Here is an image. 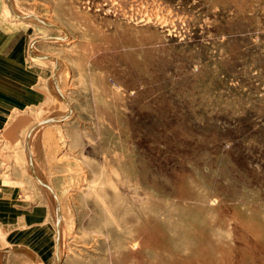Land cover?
<instances>
[{
	"label": "rangeland",
	"instance_id": "1",
	"mask_svg": "<svg viewBox=\"0 0 264 264\" xmlns=\"http://www.w3.org/2000/svg\"><path fill=\"white\" fill-rule=\"evenodd\" d=\"M22 41L66 118L0 156L47 172L51 264H264V0H0V57Z\"/></svg>",
	"mask_w": 264,
	"mask_h": 264
},
{
	"label": "crops",
	"instance_id": "2",
	"mask_svg": "<svg viewBox=\"0 0 264 264\" xmlns=\"http://www.w3.org/2000/svg\"><path fill=\"white\" fill-rule=\"evenodd\" d=\"M44 43L35 42L34 47L49 56ZM6 45L0 57V133H20L36 117L41 116L42 122L54 114L50 85L54 81L60 90V81L58 76L52 80L55 69L47 64L48 59L35 56L31 45L26 50L22 41L12 53ZM31 52L32 59L28 57ZM11 157L0 156V264H51L57 225L42 193L31 187L20 169L5 167Z\"/></svg>",
	"mask_w": 264,
	"mask_h": 264
},
{
	"label": "bare ground",
	"instance_id": "3",
	"mask_svg": "<svg viewBox=\"0 0 264 264\" xmlns=\"http://www.w3.org/2000/svg\"><path fill=\"white\" fill-rule=\"evenodd\" d=\"M12 4V3H11ZM12 8H15V9H17V7H15V6H12ZM20 14H23L24 16H26V18H29V19H32V20H35V17L36 16H33V15H27V14H25V13H23V12H21ZM36 21H38V19H36ZM39 23V22H38ZM49 23V22H48ZM43 24V23H42ZM47 24V23H46ZM50 25V24H49ZM38 52V51H37ZM39 55V54H38ZM41 56V57H40ZM39 57L40 58H42V57H45V56H42V55H40ZM48 58V57H47ZM51 86V90H52V92L54 93V94H56V96H58V98H60V100H64L63 98H62V92H60V90H59V88L58 87H56V84L54 83V81H53V83L50 85ZM52 93V94H53ZM54 115H58V117L60 116H62V117H64L62 114H59V113H57V114H54ZM54 117H56V116H54ZM57 118V117H56ZM65 118H66V116H65ZM41 122V121H40ZM52 123H55V122H52ZM48 125H49V123H44L43 121L41 122V123H39V125L36 127L37 128V130L35 131V133L33 134V135H31V136H29L30 138L29 139H31V140H29L28 139V141L29 142H31L32 143V146H31V149H29L30 151H31V154L33 153V143L34 142H36V141H39V138L41 137V133H42V129L44 130V127H48ZM41 142V141H40ZM41 148V147H40ZM44 153V152H43ZM32 164H33V171L31 170L30 171V173H32V176L34 177V180L36 181L35 183H37L39 186H38V188L40 189V192H42V197H44L45 198V200H46V202H47V204H48V207L47 208H49V210L51 211V213H52V215L54 216H51V217H53V218H55V214H56V204H55V201L53 200V198H52V194L49 192V188L51 189V191H53V188H52V186H51V184H50V182H49V179H48V176H47V172H46V170H44L42 167H40L36 162H33L32 161ZM29 171V170H28ZM31 175V174H30ZM40 181H45L46 182V184L48 185H44L45 186V189H44V187H43V185L40 183ZM41 184V185H40ZM54 193V192H53ZM51 213H50V215H51ZM59 217V216H58ZM52 218V219H53ZM57 223V222H56ZM54 224H55V221H54ZM57 225V224H56ZM62 233H61V236H62V242H65V240H64V235H65V230H64V228H62ZM59 235H60V230H59ZM66 237V236H65ZM62 246V245H61ZM31 257H34V256H31ZM36 262V261H35ZM34 264V263H33Z\"/></svg>",
	"mask_w": 264,
	"mask_h": 264
},
{
	"label": "water",
	"instance_id": "4",
	"mask_svg": "<svg viewBox=\"0 0 264 264\" xmlns=\"http://www.w3.org/2000/svg\"><path fill=\"white\" fill-rule=\"evenodd\" d=\"M13 12H14V14H16L19 18H21L22 20H24V21H26V22H28V23H34V24H38V25H47V26H51V25L46 24V23L41 24V23H38V22H35V21H31V20L27 19L26 17L20 15L19 13L15 12V11H13ZM52 26H53V25H52ZM42 58L47 59V57H42ZM59 119H61V118H48V119L44 120L43 122H44V123H52V122H56V120H59ZM29 136H30V134L28 135V138H29ZM30 165H31V168H33V164L30 163ZM40 183H41L42 185H45V186H46V184H45L44 182L40 181ZM59 226H60V221H59V219H58V222H57V235H56V247H57V254H56V255H57V258H58V259H60V254H59V249H58V246H59Z\"/></svg>",
	"mask_w": 264,
	"mask_h": 264
}]
</instances>
